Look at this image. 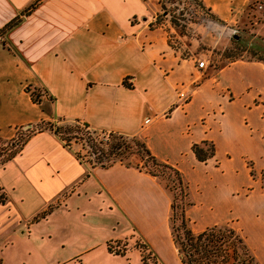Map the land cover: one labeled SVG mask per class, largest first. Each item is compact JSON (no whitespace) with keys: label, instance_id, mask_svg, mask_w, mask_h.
<instances>
[{"label":"crops","instance_id":"crops-1","mask_svg":"<svg viewBox=\"0 0 264 264\" xmlns=\"http://www.w3.org/2000/svg\"><path fill=\"white\" fill-rule=\"evenodd\" d=\"M200 2L233 25L250 0ZM158 5L0 0V135L40 120L138 135L179 171L190 228L229 225L264 264V63L236 58L203 74L170 44ZM26 86L44 93L35 102ZM203 140L213 151L198 159L191 145ZM76 152L44 128L0 164V229L34 234L41 264H142L136 241L157 264H185L155 177L121 161L90 165Z\"/></svg>","mask_w":264,"mask_h":264},{"label":"rangeland","instance_id":"rangeland-1","mask_svg":"<svg viewBox=\"0 0 264 264\" xmlns=\"http://www.w3.org/2000/svg\"><path fill=\"white\" fill-rule=\"evenodd\" d=\"M158 1L156 20L173 28L172 31H169L170 44L182 56L193 59L197 67L203 68V74L232 59L264 57V14L254 6L255 0H252L253 5L246 7L233 25H226L211 16L201 6L200 0ZM171 20L174 24H171ZM252 51H255L253 55ZM62 124L64 126L68 123L62 122ZM24 128H26L25 125L17 128L19 133L12 138L18 139L22 135L21 132H24ZM61 136L67 139L87 163L96 159L97 154L92 153L86 140V134L82 130L73 128L68 132L62 130ZM135 136H137L135 137L137 143H132L133 152H128L122 156L121 160L137 166L143 171L149 169L156 172L158 176L155 179L166 191L170 203L173 200L174 205H179L182 200L185 201L186 194L181 182L176 180L170 171L161 172L152 167L139 145L142 138L138 135ZM178 217L177 207H173V209L169 207L168 220L172 219V222L177 223ZM49 221L53 224L56 223L54 219ZM41 226L42 224L39 222L37 227L41 228ZM81 235L82 239L89 237L88 232L81 231ZM39 243L32 233L20 237L0 229V264H41L40 251L44 247ZM134 245L142 249L141 254L144 255L145 264H157L142 244L136 241ZM114 248L116 249L115 246ZM131 252L129 257H131ZM135 258L140 263L137 253H135Z\"/></svg>","mask_w":264,"mask_h":264},{"label":"trees","instance_id":"trees-1","mask_svg":"<svg viewBox=\"0 0 264 264\" xmlns=\"http://www.w3.org/2000/svg\"><path fill=\"white\" fill-rule=\"evenodd\" d=\"M252 5L253 1L250 0L247 7H251ZM210 15L218 19L213 14L210 13ZM171 24H174L172 20ZM254 53L255 51H252V55ZM253 58L261 60L264 63V57L262 56H255ZM25 89L28 91L30 98L35 102L38 101L40 96L44 93L43 89L39 87H32L29 89V87L26 86ZM64 123L68 124L63 126L62 123L57 124L48 120H40L24 128V132H21L22 135L18 139L12 138L14 135L16 136L19 133L18 130H16L11 137H3L0 135V164L16 154L21 149L25 140L32 133L44 128L50 129L56 133L65 144H69V142L67 139H64V137L61 136L62 130L65 132H68V130L72 128L82 130L86 134V140L89 147L91 148L92 153L97 154L95 156V160L88 161L90 165L98 164L105 166L114 161L123 162L121 160L122 156H125L128 152H133L132 145L137 143V139H135L137 136L135 135H125L117 132H97L89 129L84 122H79L77 120ZM139 145L141 146V149L145 153L151 166L161 172L164 170L170 171L174 178L181 182L184 193L186 194V200H182L179 205H174L173 200L172 203H170L171 209H173V207H177L179 211L178 222L174 223L172 222V219L168 220V227L173 245L176 248V251L183 263L259 264L249 247L246 245L242 236L229 225L214 224L207 226L200 231L194 232L190 228L188 219L185 215V208L190 204V200L188 198L186 184L182 180L179 171L174 166L153 156L149 152L143 140L139 141ZM133 149L136 151L135 148ZM191 149L198 159H204L205 157L212 154L213 145L211 142L203 140L199 143H193L191 145ZM76 155L80 159L83 158L78 152H76ZM124 163L128 164L127 162ZM145 172L154 176L155 178L158 176V174L153 170L147 169ZM0 201H2L1 196ZM107 249L114 253L122 254L124 247H116L115 249L111 243H107ZM141 250L142 249L140 248V251ZM140 261L142 264H145L144 255H142L141 252Z\"/></svg>","mask_w":264,"mask_h":264},{"label":"built area","instance_id":"built-area-1","mask_svg":"<svg viewBox=\"0 0 264 264\" xmlns=\"http://www.w3.org/2000/svg\"><path fill=\"white\" fill-rule=\"evenodd\" d=\"M256 2H255V4H254V6L257 8V9H259V10H261L262 12H263V14H264V2L263 1H261V0H255ZM30 124H27V125H25V127H28Z\"/></svg>","mask_w":264,"mask_h":264}]
</instances>
